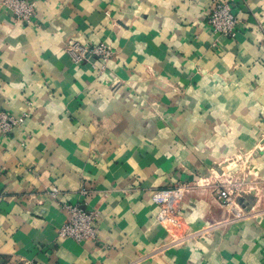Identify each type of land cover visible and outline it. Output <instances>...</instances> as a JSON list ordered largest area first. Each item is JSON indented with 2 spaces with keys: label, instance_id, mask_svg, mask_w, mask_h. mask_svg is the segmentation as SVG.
<instances>
[{
  "label": "crops",
  "instance_id": "crops-1",
  "mask_svg": "<svg viewBox=\"0 0 264 264\" xmlns=\"http://www.w3.org/2000/svg\"><path fill=\"white\" fill-rule=\"evenodd\" d=\"M29 1L36 25L0 0V113L24 118L0 132V264H264V214L224 225L205 185L264 150V0H230L234 38L212 33L210 0ZM250 163L264 179V153ZM189 183L177 236L155 199ZM62 200L99 212L97 241L59 238Z\"/></svg>",
  "mask_w": 264,
  "mask_h": 264
},
{
  "label": "built area",
  "instance_id": "built-area-1",
  "mask_svg": "<svg viewBox=\"0 0 264 264\" xmlns=\"http://www.w3.org/2000/svg\"><path fill=\"white\" fill-rule=\"evenodd\" d=\"M7 3L12 9L14 17L17 21L26 25H36L37 9L36 4L29 0H7ZM208 24L212 33L215 36H221L223 38H234L241 26V20L235 12V6L230 0H210L208 9ZM72 51L76 53L75 59L78 62H84L86 59V48L77 47L72 44ZM90 53L97 57L101 64V69L107 68L108 62L114 56V52L111 48L105 45L94 47ZM120 84H117V87ZM24 123L23 117H16L7 113H0V132L3 136H7L16 127L21 126ZM2 177V170L0 168V178ZM187 185H180L172 190H167L160 193L155 201L159 205V214L157 216V224L162 226H170L177 230L184 228V220L181 215L180 208L174 205L175 201L179 198H183L189 192L185 187ZM240 195L244 190L237 189ZM60 190L53 189L52 196L58 198ZM178 194H183L178 196ZM221 202L224 205H232V193L228 189L222 188L217 191ZM62 210L67 214L66 223L59 228L58 236L62 239H70L78 244H84L85 242H94L98 240V223L100 220L99 212L94 209H86L78 203H72L68 201L59 202ZM235 214L238 215V211L242 210L234 209ZM24 264H32L26 262ZM192 264V263H190Z\"/></svg>",
  "mask_w": 264,
  "mask_h": 264
},
{
  "label": "rangeland",
  "instance_id": "rangeland-1",
  "mask_svg": "<svg viewBox=\"0 0 264 264\" xmlns=\"http://www.w3.org/2000/svg\"><path fill=\"white\" fill-rule=\"evenodd\" d=\"M264 153V150H255V152L253 151H248V152H241L239 155H237L236 157H234V159L232 160V166H227L228 164H224V168L225 170H223V167L220 165V171H218L216 174L214 175L213 180H208L206 181L205 185H207L208 188H210L212 190V195L215 197L216 201L220 204V206L222 207L223 210V216H224V225L225 224H232L233 222H240L243 220H249L252 218H256L259 217L260 214H264V195L259 194L258 196H254L253 198V203L254 205H258L256 208L254 209H241L242 212L238 211V215L235 214L234 209L240 210V204L242 203L240 200H245L247 198H245L246 196H242L241 194L243 193L242 190H248V189H252L253 186L259 187V184H263L264 185V179L260 178V176L258 175L259 172L257 169H252L251 168V163L250 161H252V159L257 156H260L261 154ZM227 166V167H225ZM254 177L255 181L252 182L250 178ZM200 183H197V185L193 184V183H189V185H187L185 188L189 191L186 196H184L182 199L179 198L175 201L174 205L177 204V206L180 208V213L182 215V218L184 220V228L182 230H177L175 228H173V230L175 231V234L177 236H181V234H185V231L187 230V225H186V220L184 218V213H185V208H186V199H188V195L192 194L193 189H197ZM222 188H226L228 189L231 193H232V205H224L220 198L219 195L217 194L218 190H221ZM241 190V194H238V190ZM249 199H251L249 197ZM252 200V199H251ZM187 209V208H186ZM263 211V212H262ZM205 226H203L202 228H200L199 230L195 231L197 233H206V234H210L213 231L210 230L212 226H214V224H210L209 222H205L204 224ZM219 225V224H218ZM170 227V226H169ZM204 236V235H202Z\"/></svg>",
  "mask_w": 264,
  "mask_h": 264
},
{
  "label": "bare ground",
  "instance_id": "bare-ground-1",
  "mask_svg": "<svg viewBox=\"0 0 264 264\" xmlns=\"http://www.w3.org/2000/svg\"><path fill=\"white\" fill-rule=\"evenodd\" d=\"M183 194H178V196H182Z\"/></svg>",
  "mask_w": 264,
  "mask_h": 264
}]
</instances>
